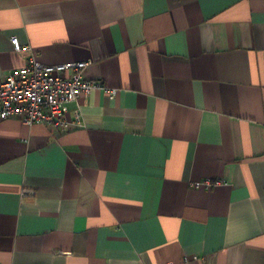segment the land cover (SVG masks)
Listing matches in <instances>:
<instances>
[{"label": "crops", "instance_id": "0c3cea01", "mask_svg": "<svg viewBox=\"0 0 264 264\" xmlns=\"http://www.w3.org/2000/svg\"><path fill=\"white\" fill-rule=\"evenodd\" d=\"M31 52L117 92L0 120V264H264V0H0Z\"/></svg>", "mask_w": 264, "mask_h": 264}, {"label": "built area", "instance_id": "2783aa9c", "mask_svg": "<svg viewBox=\"0 0 264 264\" xmlns=\"http://www.w3.org/2000/svg\"><path fill=\"white\" fill-rule=\"evenodd\" d=\"M15 50L29 49L22 46L16 36L10 37ZM87 62L73 61L61 64H45L31 52L23 66L13 68L0 79V120L16 118L25 125L45 124L66 129L68 104L91 88L100 89L114 96L116 88H110L99 80H87L82 70ZM70 71V73H66ZM74 122H79L75 112ZM215 184H218L217 182ZM194 187L214 185L211 180L193 182ZM162 264H176L169 260Z\"/></svg>", "mask_w": 264, "mask_h": 264}]
</instances>
